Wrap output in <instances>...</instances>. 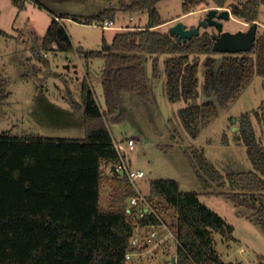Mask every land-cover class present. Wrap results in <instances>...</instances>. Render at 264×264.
Returning a JSON list of instances; mask_svg holds the SVG:
<instances>
[{
	"label": "trees",
	"instance_id": "obj_1",
	"mask_svg": "<svg viewBox=\"0 0 264 264\" xmlns=\"http://www.w3.org/2000/svg\"><path fill=\"white\" fill-rule=\"evenodd\" d=\"M30 1L42 7L38 0ZM107 1L108 8L88 16L52 12V22L41 39L45 51L72 52L75 48L64 18L91 25L114 22L120 11L149 13L145 27L119 32L111 43L104 38L101 50L86 52L87 59L105 60V107L88 78L83 80L80 101L73 105L82 114L86 136L15 137L0 133V264H128L126 254L135 227L126 209L141 193L127 176H114L111 208L106 210L101 204L102 186L106 178L109 180L105 167L120 161L108 124L125 120L123 95L134 93L151 100L145 59L152 60L153 75L159 78V55H166L167 91L172 102L199 95L202 55L206 56L207 93L216 96L221 105L232 104L254 76H264V32L257 33L250 52L226 53L218 59L209 32L179 43L169 32L159 30L169 21L157 9L162 0H119L118 8L114 0ZM211 1L217 8H231L232 14L246 23L259 21L261 0H238L229 6V0ZM203 3L209 4V0H187L183 15ZM9 85V80L0 79V106L11 95ZM217 112L215 103L207 101L182 108L179 114L189 134L197 138ZM254 117L264 120V104L260 110L232 119L233 125H239L254 171L224 176L203 149L192 146L187 154L207 193L216 185L218 194L252 208L255 213L251 217L264 223V203H259L264 196V144L257 136ZM173 140L177 138L173 136ZM146 197L154 206L166 201L176 213L177 220L170 228L177 243L176 264H224L215 248L214 232L229 238L233 228L196 193L181 192L176 180L158 179L151 181ZM139 224L159 226L161 221L150 214Z\"/></svg>",
	"mask_w": 264,
	"mask_h": 264
},
{
	"label": "rangeland",
	"instance_id": "obj_2",
	"mask_svg": "<svg viewBox=\"0 0 264 264\" xmlns=\"http://www.w3.org/2000/svg\"><path fill=\"white\" fill-rule=\"evenodd\" d=\"M38 1L42 7L30 0H20L18 3L0 0V31L6 33L0 34V79L10 81L8 91L11 93L7 100L1 102L0 133L15 137L32 135L82 139L86 136L85 125L82 114L73 105L80 101L85 78L90 80L99 103L105 107L102 85L105 60L87 59L86 52L101 50L104 38L111 43L119 32L145 27L149 13L128 14L120 11L113 26L108 29H104L101 24L90 25L64 18L63 24L71 36L74 51H45L41 39L52 22V12L88 16L99 13L110 4L107 0ZM186 1L162 0L157 4L162 18L169 20L159 27L161 32H169L177 22L194 27L205 18L209 9L215 8L209 0V4L203 3L196 10L183 15ZM238 2L229 0L227 6ZM114 6L119 7V0H114ZM226 9L232 12L231 8ZM261 21L264 23V0H261ZM223 24L224 30L232 32L245 30L249 25L234 14ZM204 32L218 34L215 27L202 28L201 33ZM263 32L264 27L259 25L258 34ZM222 55L219 53L216 57L221 59ZM159 57V78L153 75L152 60L145 59L143 65L151 93L150 102L134 93L124 94L122 107L126 112L125 120L121 123L110 121L108 124L114 140L123 145L130 138L136 142L135 150L126 155V161L130 168L145 172V177L136 181L137 190L148 196L151 181L176 180L181 192L196 193L203 204L218 213L233 228L229 238L221 232H214L215 248L224 263L264 264V223L251 217L255 213L252 208L239 206L218 194L216 185L207 193L187 154L192 146L203 149L207 159L224 176L254 171L247 147L239 135V125H233L232 119L260 110L264 104V76H254L232 104L221 105L216 96L207 93L204 70L206 56L202 55L199 95L172 102L167 91L166 55ZM207 101L215 103L217 116L201 130L197 138H193L182 122L180 110ZM253 122L257 136L264 144V120L259 122L254 117ZM173 136L177 138L176 141ZM166 146L173 148L163 149ZM112 193L113 189L106 178L102 186V207L106 210L111 208ZM259 203H264V196ZM155 208L159 217L171 228L177 220L175 211L166 201L156 202ZM155 231L159 234L156 239L151 237ZM148 233L151 240L147 246L150 248L145 250L143 256L133 252L128 264H173V258L177 260L175 238L162 224L145 228L144 235ZM138 234L137 230L136 236L141 237ZM164 239L168 240L162 242Z\"/></svg>",
	"mask_w": 264,
	"mask_h": 264
},
{
	"label": "water",
	"instance_id": "obj_3",
	"mask_svg": "<svg viewBox=\"0 0 264 264\" xmlns=\"http://www.w3.org/2000/svg\"><path fill=\"white\" fill-rule=\"evenodd\" d=\"M231 18L232 12L230 9L215 7L209 9L205 18L200 20L196 26L190 27L184 22H177L170 28L169 33L177 38L179 43H182L198 37L202 28L215 27L220 34L213 36L214 51L222 54L250 52L257 38L259 23L257 21L253 22L248 25L247 29L236 32L224 30L223 21ZM173 264H176L175 258H173Z\"/></svg>",
	"mask_w": 264,
	"mask_h": 264
},
{
	"label": "built area",
	"instance_id": "obj_4",
	"mask_svg": "<svg viewBox=\"0 0 264 264\" xmlns=\"http://www.w3.org/2000/svg\"><path fill=\"white\" fill-rule=\"evenodd\" d=\"M104 29L111 28L113 26L112 21H106L101 24ZM115 146L120 155V161L111 163L105 167L104 174L106 175H113L118 177L127 176L128 179L136 186V181L138 179H142L145 177V172L142 170H136L130 168L126 161V155L133 152L136 148V142L134 139L130 138L125 142V145L119 143L118 141L114 140ZM126 213L129 219H131L132 223L134 224V235L130 240V245L128 252L126 254L127 260H131L132 256L134 255L133 252H138L140 249V243L138 237H136L137 230L143 228L140 226L139 221L146 218L150 214H154L158 216L161 221V224L169 231L170 235L174 237L170 228L163 222V220L159 217L155 206L148 200V198L144 195H140L139 198H132L129 201V205L126 209ZM149 227V226H147ZM153 238H158L159 234L155 231L151 235ZM168 239H164L162 242ZM161 242V243H162ZM157 245H160L157 244Z\"/></svg>",
	"mask_w": 264,
	"mask_h": 264
},
{
	"label": "crops",
	"instance_id": "obj_5",
	"mask_svg": "<svg viewBox=\"0 0 264 264\" xmlns=\"http://www.w3.org/2000/svg\"><path fill=\"white\" fill-rule=\"evenodd\" d=\"M258 23H259V25H261V27H264V23L261 21V6H260V17H259V21H257ZM108 176V178H109V183H110V187H111V189H112V185H111V183H112V180H113V178H114V176L113 175H107ZM101 204H102V202H101ZM145 228H147V227H143V228H141V229H139L138 230V233L140 234V236L141 237H138V240H139V243H140V249L138 250L139 251V255L140 256H143L144 255V253H145V250H147V249H149L150 247H148L147 245L149 244V241L151 240L150 239V233H148V234H146V235H144V233H145ZM138 234V235H139ZM137 237V236H136ZM152 237V236H151ZM155 239V238H154ZM144 247V248H143ZM143 249H144V251H143ZM224 264H230V263H224Z\"/></svg>",
	"mask_w": 264,
	"mask_h": 264
},
{
	"label": "flooded vegetation",
	"instance_id": "obj_6",
	"mask_svg": "<svg viewBox=\"0 0 264 264\" xmlns=\"http://www.w3.org/2000/svg\"><path fill=\"white\" fill-rule=\"evenodd\" d=\"M214 28V27H213ZM220 33L218 32V34L217 35H219ZM214 35H216V34H212V36H214Z\"/></svg>",
	"mask_w": 264,
	"mask_h": 264
}]
</instances>
